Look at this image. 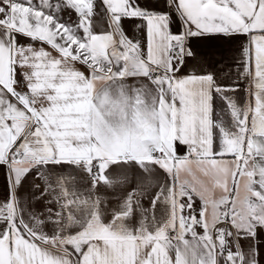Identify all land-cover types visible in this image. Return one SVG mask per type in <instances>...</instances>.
<instances>
[{"label": "snow or ice", "instance_id": "6c2138e0", "mask_svg": "<svg viewBox=\"0 0 264 264\" xmlns=\"http://www.w3.org/2000/svg\"><path fill=\"white\" fill-rule=\"evenodd\" d=\"M0 264H264V0H0Z\"/></svg>", "mask_w": 264, "mask_h": 264}, {"label": "crops", "instance_id": "0c3cea01", "mask_svg": "<svg viewBox=\"0 0 264 264\" xmlns=\"http://www.w3.org/2000/svg\"><path fill=\"white\" fill-rule=\"evenodd\" d=\"M214 42H216V43H224V41L223 40H220V39H217L216 41H214ZM239 43H240V41L239 40H236V41H234L231 45H225V46H228V47H232V48H238L239 47ZM242 87H243V85H242Z\"/></svg>", "mask_w": 264, "mask_h": 264}]
</instances>
